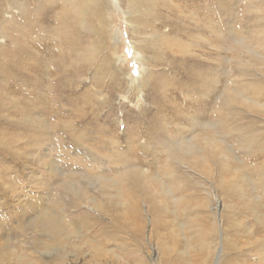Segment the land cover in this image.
I'll return each instance as SVG.
<instances>
[{
  "label": "bare ground",
  "instance_id": "obj_1",
  "mask_svg": "<svg viewBox=\"0 0 264 264\" xmlns=\"http://www.w3.org/2000/svg\"><path fill=\"white\" fill-rule=\"evenodd\" d=\"M124 2V14L130 33L140 37L138 39L142 38L139 42L132 40L137 51L136 57L142 64L136 76L126 75L127 82L129 89L136 91L138 97L141 91H145L146 97L152 102L140 109L138 115H134L137 116V121H133L132 126L125 122L126 125L124 124L121 131L125 134L123 151L119 150L114 133L99 129V135L91 138L90 144L102 147L106 141L111 142L108 147L109 154L100 155L98 158L96 154L88 151L86 157H83L91 159V164L85 166L81 163L82 160L76 161L73 157V152H77L75 145L81 147L80 144L83 145L87 134L82 133V128L75 129L73 123L75 117L83 122L85 120L84 113L74 114L73 89L78 73H83L84 69L94 63L92 61L97 56V50L94 48L95 44L81 42L76 35L80 30L86 35L93 32V28L85 20L89 13L87 5L96 15L102 29L107 24V17L102 12L111 11V7L105 0H7V7H2L4 1L0 0V161L7 164V193L16 190L17 195L24 197L15 206L18 209V218L23 220L19 229L22 234L28 230L32 232L30 238L33 240V252L43 250L51 264H65L69 255L72 258L68 264H72V260L80 256H88L83 264H146L137 251L139 245L142 246V211L139 204L143 201L150 217L149 239L158 240L163 264L164 248L159 240V228H163V205L166 206L163 203V192L166 191L162 183L163 158H159L156 163L154 161L155 165L161 161L160 173L156 168L158 166L155 171L143 168L140 163L146 161L147 151L158 148L162 152L164 149V162L168 165L165 175L174 176L170 172L173 164L198 166L212 161V149L222 145L225 142L223 137H229L231 133L251 131L252 133L242 137L239 145L250 146L256 142V134L261 139L259 149H264V137H261L264 136V129L260 124L256 125L252 119L247 126L233 122L234 117L241 116L243 107H257L254 110L260 109V112H264V102H260L264 98V88L255 85L241 90L233 89L228 80L224 79L216 93L215 66L212 67L210 63L203 64V61L197 62L192 70L183 72L182 76L177 75L182 60L189 61L192 57H186V54H191L189 47H200L202 41L209 45L215 35L221 40L224 39L226 44L230 41L232 33L226 23V0ZM13 8L16 15L12 12ZM216 17L225 23L222 29L216 28L213 21ZM148 23L152 28L153 39L144 36ZM161 44L163 49L158 54L157 47ZM113 45L115 49V41ZM234 50L236 54L251 51L243 42H235ZM158 55L163 57L170 69L168 74H164L163 70L157 74V70H154ZM226 60L224 62L228 61ZM237 65L239 66L235 68L236 71L245 72V63L238 60ZM125 69L126 66H117L116 58L111 62L108 55H105L92 77L97 80L98 73L105 74L119 84ZM176 92L177 95H173ZM248 92L250 96L245 94ZM196 93L198 94L195 95ZM178 99L192 103L189 115L192 126L188 129L190 136L180 135L178 139H172L171 130L165 129L164 119L166 112L170 111L171 121L176 122L174 130H179L177 121L185 105L180 106ZM25 113L32 117L25 119ZM142 118L141 123L144 122L145 129L139 130L141 126L138 127V121ZM118 123H114L116 128ZM230 124L235 125L239 132ZM196 126L200 127L199 132H196ZM257 127L260 128L258 131ZM141 134L147 139L143 140V145L138 143L142 142ZM21 144H28L29 149L33 150L26 161L17 150V146ZM122 152L126 154L123 157ZM153 158L156 159V155ZM30 159L41 169L43 166L46 168L41 170L37 181L29 173L25 174L24 184L36 181L42 187V195L38 193L37 197L33 195L32 198H29V190H21V183H11V174L15 172L13 163L16 161H20L21 166L28 172L35 171ZM254 166L250 169L252 177L247 175L245 180L246 184L253 186L256 198L248 201L246 196L250 193L246 194L245 191H240V195L244 198L243 206L249 207L248 211L252 212L259 228L264 231V158ZM81 167L83 169H79ZM175 176L184 181L182 172ZM83 181L98 184L95 192L93 191L96 195L86 193ZM231 186L221 191L223 205L235 196L229 193ZM111 190L115 193H109ZM46 193L47 197H43ZM51 195L55 197L49 198ZM82 205L89 206L90 210L81 211L77 215L71 213L72 209ZM121 211L123 216H120ZM13 214L14 212H7V238L0 244V262L36 264L29 260L28 253H22L25 249L17 251L10 247L8 225ZM74 220H79L84 232L80 226L74 225ZM249 234L254 237V232ZM253 239V246L244 253L256 255L260 260L259 264H264V237ZM230 246L231 244L227 245L228 250ZM235 252L234 257L242 253ZM165 261V264H187L181 258H165ZM233 262L234 260L229 262L224 256L223 264H234Z\"/></svg>",
  "mask_w": 264,
  "mask_h": 264
},
{
  "label": "rangeland",
  "instance_id": "obj_2",
  "mask_svg": "<svg viewBox=\"0 0 264 264\" xmlns=\"http://www.w3.org/2000/svg\"><path fill=\"white\" fill-rule=\"evenodd\" d=\"M3 1L4 4L2 7H7V0ZM105 3L111 7V11L102 12L105 13L107 17L106 28L102 29L99 27L96 15L93 14L90 6L87 5L89 13L85 20L87 25L93 28V32L86 35L80 30V28H78L80 32L77 31L78 34L75 33L78 35H76V37L79 38V41L92 43L93 45L95 44L94 48L97 50V56H94L92 61V63H94L86 68V70L84 69L83 73H78L75 83L76 85L74 84L73 89L74 114H85L84 122L78 117H75L73 123L75 129L79 130L82 128V133H87L83 145L80 144L81 147L75 145L74 148L77 152H73V157L76 161L82 160L81 163H84L85 166L91 164V159L83 157V155L86 157L88 151L93 152L99 158L100 155L109 154L108 147L111 146V142L109 141L103 143L102 147H99V145L91 146V138L98 134L100 130L112 132L115 134L116 142H118L120 146L119 150L123 151L125 134H122L121 131L126 125L125 122H129L132 126L134 124L133 121H137V116L134 115H138L140 109L147 107L149 103L152 102V100H148L146 97L147 95L145 94V91H141L138 97L136 91H131L129 89L130 86L127 82V76H136L138 74V69L142 64L136 57L137 51L133 47L132 40L139 42L142 38L138 39L140 37H136L135 35L132 36L130 33V27L126 22L124 14V9H126L125 2L124 0H105ZM226 5L228 8V19L226 23H228L230 28L229 31L232 33L229 38L230 41H228L230 44L228 42L226 44L224 39L221 40L215 35L209 45L206 41H202L203 43L200 47H189L188 49L191 54H186V57L192 56L191 59H188L190 62L182 60L183 62L179 67L180 71L177 72V75L182 76L181 74L183 72L192 70L197 62L203 61V64L210 63L212 67L215 66V72L217 75L215 77L216 87L214 90L216 93L220 90V85L224 79L228 80L229 86L233 89L241 90V88H248L249 86L255 85L264 88V0H226ZM57 8L58 7H56V9ZM12 12L16 15L14 8L12 9ZM213 21L216 23L217 29H222V26L225 25V23L223 24L222 21H219L218 17ZM144 36L149 39L154 38L150 23H148ZM114 41L116 42L115 49L113 45ZM235 42H243L245 45L247 44L251 49L250 53L239 52L236 54L234 52ZM227 45L228 47L226 48ZM162 47V44L157 47V50H159L157 51L158 54H161ZM105 55H108L111 62L116 58V64L118 67L126 66L125 73L121 74L119 84L115 80H110L108 75L105 76V74L100 75L98 73L97 80H94L92 77V74L96 73V69L100 66L102 57ZM225 59L228 61L226 60L227 62H224ZM238 60L246 64L245 72L244 70L236 71L235 68L239 66L237 65ZM156 66L154 67V70H157V74L162 70L164 74H168L170 71L165 61H163V57L159 55L158 60L156 61ZM239 72L244 73L239 75ZM197 94L198 93L195 95ZM245 94L250 96L249 92ZM173 95H177V92L173 93ZM177 101H179L180 106L185 105V107L182 108L183 112H178L180 114L178 117L179 122L177 121V123H179V130H174L176 122L171 121L170 111H167L166 118L164 117V120H166V124L164 125L165 129L171 130L172 139H178L180 135H186L185 137L190 136V131H188V129L192 126L190 121L191 117L189 118L192 103L188 104V102H184L183 99H178ZM260 102L263 103L264 98H262ZM79 109L81 111H79ZM193 109L194 107L192 110ZM254 109H257V107L250 109L243 107V110H241V116L234 117L233 122H237V125L247 126L249 120L252 119V122H255L256 125L260 124L264 129V112H260V109ZM262 109L264 110V106ZM146 110L148 109L146 108ZM108 111H112L113 113L109 112L111 114L107 115L109 114ZM23 116H25V119H30L32 117L29 116V113H25ZM215 117L219 118V115H216ZM116 121L119 122L117 128L114 124ZM142 121L143 118L138 121L140 122L138 127L141 126L139 128L137 127L139 130L145 129L143 126L144 122L141 123ZM79 123L82 124L83 127L82 125L80 126ZM230 126H232L235 131L239 132L235 125L230 124ZM117 129L120 130L118 131ZM199 129L200 127L196 126L197 131H195L199 132ZM259 129L260 128L257 127L256 131ZM249 132L252 133L251 131ZM249 132L243 131L242 134L231 133L229 134V137L224 136L223 138L225 142H223L218 148L212 149L211 157H213V160L208 164L195 166L179 163L171 165L172 168H170V172L173 173L174 176L165 175V169L168 168V165L165 164L166 160L164 157H166V151L164 149L162 152L161 149L158 148H153L150 151H147L146 161L140 163L143 168L155 171V167L158 166L156 168H158V172L160 173L162 171L160 165L161 161H158L157 165L154 164V161L156 163L159 158H163L162 183L163 189L166 190L163 192V203H165L166 206L163 205V215H161L163 218V228H159V240L163 243L164 248L163 264L167 262L165 261V258H171L174 260L181 258L187 264H223L224 256L227 257L229 262L234 260V264L260 263V260H258L256 255L252 253H250L252 255H249L247 252L244 253L248 248L253 246V243H251V241L254 240L253 238L260 239V237H264V231L259 228V224L255 221L252 212L248 211L249 209L247 208L249 207L243 206L244 198L240 195V191H245L246 194L250 193L246 196L248 201L255 200V193L252 190L253 186L251 185L250 187L246 184L245 176L248 175L252 177L250 169L252 166L255 167L254 165L264 158V149L262 151L259 149V142L261 139L258 138L256 134L255 136L257 140L250 146L241 147V145H239V143L242 142V137L246 136ZM105 134L107 135L108 133H104V135ZM140 137L142 142L138 141V143L143 145V140L146 138L143 134H141ZM17 150L25 161L28 160L29 154L33 151L29 149L28 144L17 146ZM121 155L123 157V155L125 156L126 154L122 152ZM154 155H156V159L153 158ZM30 160L35 171L28 172V170L21 166L20 161L13 163V169H15V172L11 174V177H13L11 183H21L23 185L21 190H29L30 192L28 191V195H31L29 198H32L33 195L35 196L38 193L42 195V187L40 184H37L36 181L38 180L39 175L41 176V170L46 168L43 166L41 169L35 165V161H32V159ZM108 167L107 169H109ZM79 169H83V167ZM95 169L97 170L98 168L95 167ZM181 172L183 173L184 181L180 177L175 176V174ZM26 173H29V176H32V179L36 181L24 184ZM0 179V244L6 241L4 239L7 238V212H14V214L11 215L12 218L9 219L8 225L10 247L13 249L15 248L17 251L25 249L22 253H28L27 255H30L28 256L29 260L36 264H51L47 254H44L45 252L43 250L39 249L37 252H33L31 245V241L33 240L30 238L32 232L28 230L22 234V231L19 229L20 223L23 220L18 218L19 216L16 214L18 209L15 206L18 202H21V199L24 197L17 195L16 190H11V192L7 193V164H4V162L1 161ZM257 181L259 182L260 179H257ZM83 182L86 193L93 194L95 192L94 190L97 189V183ZM230 185L232 186L229 188V193L235 196L223 205L224 197L222 196L221 191ZM109 193L114 194L115 191L111 190ZM136 193L139 194V191H136ZM7 194H9L8 197ZM46 195H48V193L44 194L43 197H47ZM94 195L96 194L94 193ZM54 197L55 195H51L49 198ZM139 207L142 211V246L139 245L137 251L139 255L143 257L146 264H162L160 260L161 253L158 248V240L156 238L152 240L149 239L151 225L150 217L145 208L146 203L144 201L143 203L141 202ZM87 210H90L89 206L82 205L81 207L72 209L71 213L77 215L81 213V211L83 212ZM121 210H123V208ZM125 212H127V210H125ZM122 213L123 211H121L120 216H123ZM74 221L75 226L83 227L81 223H78L79 220L78 222L77 220ZM92 228H90V231ZM84 231L85 230L82 228V232ZM250 232H254V237L249 234ZM17 244H21V246H18ZM228 244H231L229 250L227 248ZM177 250L179 254L177 253ZM117 251L118 249H116V252ZM235 251L242 253L234 257L233 253L236 254ZM31 253H34L36 257L35 255L32 256ZM87 257L80 256L79 258L72 260V264H83ZM70 258H72V256L69 255L65 260V264H68ZM0 264L6 263L1 261ZM7 264L15 263L10 262Z\"/></svg>",
  "mask_w": 264,
  "mask_h": 264
}]
</instances>
